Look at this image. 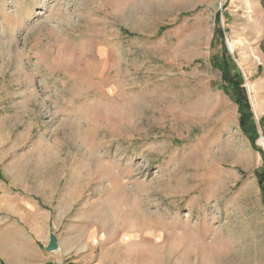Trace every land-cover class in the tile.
Listing matches in <instances>:
<instances>
[{"label":"rangeland","instance_id":"1","mask_svg":"<svg viewBox=\"0 0 264 264\" xmlns=\"http://www.w3.org/2000/svg\"><path fill=\"white\" fill-rule=\"evenodd\" d=\"M263 35L261 0H0V264H264Z\"/></svg>","mask_w":264,"mask_h":264},{"label":"trees","instance_id":"2","mask_svg":"<svg viewBox=\"0 0 264 264\" xmlns=\"http://www.w3.org/2000/svg\"><path fill=\"white\" fill-rule=\"evenodd\" d=\"M261 5H262V9H263V14H264V0H261ZM261 49H262V52L264 53V35H263V38H262V41H261ZM226 51H227V50H226V47H225V48H224V53H225ZM223 61H224V65H222V68H224L225 78L228 79V78H227L228 73L230 74L231 69L233 70L234 68H233V65L231 64L229 58L225 57V58L223 59ZM230 75H231V74H230ZM230 83H231V82H230ZM239 83H240V80L235 82V84H239ZM239 91H240V93L242 92V90H239ZM242 93H243V95H242ZM242 93L240 94V96H237V99H239V102L241 103V106H242V107H246V104H245L246 101H243V99H244V92H242ZM241 106H240V108H241ZM246 120H247V117L242 118V119H241V124H242V123H245ZM261 180H262V182H261V187L264 189L263 178H261Z\"/></svg>","mask_w":264,"mask_h":264},{"label":"water","instance_id":"3","mask_svg":"<svg viewBox=\"0 0 264 264\" xmlns=\"http://www.w3.org/2000/svg\"><path fill=\"white\" fill-rule=\"evenodd\" d=\"M229 50V48H228ZM230 51V50H229ZM57 247V244H56V239H55V236L54 235H51L50 236V239H49V242L46 246V250H53Z\"/></svg>","mask_w":264,"mask_h":264},{"label":"bare ground","instance_id":"4","mask_svg":"<svg viewBox=\"0 0 264 264\" xmlns=\"http://www.w3.org/2000/svg\"><path fill=\"white\" fill-rule=\"evenodd\" d=\"M229 47H230V49H232V45H231V43L229 44ZM263 145H264V140H263Z\"/></svg>","mask_w":264,"mask_h":264}]
</instances>
